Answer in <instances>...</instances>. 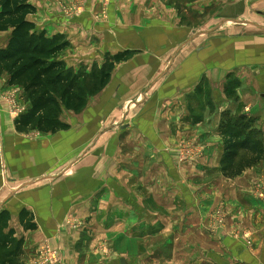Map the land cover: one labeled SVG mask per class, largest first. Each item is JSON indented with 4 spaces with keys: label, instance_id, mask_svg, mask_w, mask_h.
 <instances>
[{
    "label": "crops",
    "instance_id": "obj_1",
    "mask_svg": "<svg viewBox=\"0 0 264 264\" xmlns=\"http://www.w3.org/2000/svg\"><path fill=\"white\" fill-rule=\"evenodd\" d=\"M100 1L30 0L37 29L70 40L63 58L75 71L101 65L106 53L128 55L80 112L64 110L67 128L18 130L29 102L0 72V211L25 239L23 264L45 242L61 250L59 264H102L98 239L111 248L118 235L176 232L183 222L189 228L177 234H192V264H214L207 256L264 264L263 230L252 246L225 247L208 216L225 200L242 222L248 204L264 218V152L235 179L224 171L226 143L252 137L264 148V0H186L156 14L141 1L131 13L126 0H110L105 12ZM79 5L82 14L65 10ZM10 36L0 32V48ZM250 150L241 145L231 158ZM23 210L35 229L22 224ZM227 251L237 256L222 261Z\"/></svg>",
    "mask_w": 264,
    "mask_h": 264
},
{
    "label": "trees",
    "instance_id": "obj_2",
    "mask_svg": "<svg viewBox=\"0 0 264 264\" xmlns=\"http://www.w3.org/2000/svg\"><path fill=\"white\" fill-rule=\"evenodd\" d=\"M36 10L30 0H0V32L11 30L8 44L0 48V72L9 74L10 86L23 88L29 102L28 110L17 118L18 130L55 132L68 127L61 119L64 110L80 112L91 96L107 86L116 64L128 55L108 54L101 66L96 65L89 72L75 71L63 58L71 47L70 40L62 33L48 35L45 30H38L30 19ZM242 135L238 132L232 138ZM241 145L258 155L264 152L261 141L246 137L243 143H226L231 150L227 160ZM21 220L26 229L37 227L26 210L22 211ZM9 221L10 212L0 211V264H23L25 239L16 236Z\"/></svg>",
    "mask_w": 264,
    "mask_h": 264
},
{
    "label": "rangeland",
    "instance_id": "obj_3",
    "mask_svg": "<svg viewBox=\"0 0 264 264\" xmlns=\"http://www.w3.org/2000/svg\"><path fill=\"white\" fill-rule=\"evenodd\" d=\"M143 2L146 5V10H148L149 13L160 12L162 13V9H168L170 5H175V7H181L183 8L185 5L186 0H126L124 8L130 9L135 6L139 5V3ZM101 7L107 11L108 7L110 6V0H101ZM124 0H119L118 3H123ZM178 2V4H176ZM83 7L86 6H74V8L66 7L65 10H73L79 11L82 14L84 12ZM132 13V11H130ZM155 16V15H154ZM107 54V55H106ZM104 55V62L108 57V53ZM103 62V63H104ZM102 63V64H103ZM93 64L90 66L83 65L81 69H84V71H90L94 66H101L99 63H91ZM80 69V70H81ZM257 148V146H256ZM259 150V149H258ZM251 151V150H250ZM249 151V152H250ZM239 152V151H238ZM249 152H244L242 156L243 158H239L237 160H226V166L228 164V167L224 169L225 175L227 178L235 179L237 176L234 171L239 170L240 166L243 165H252L254 162H257L261 160L260 154H251ZM252 152V151H251ZM254 152V151H253ZM224 173V174H225ZM232 187V184H229V189ZM214 192H211L212 194ZM229 195V197L232 199V192H224ZM255 195L256 192H254ZM257 197H259L257 195ZM229 198V200H230ZM260 198V197H259ZM262 198V197H261ZM264 198V197H263ZM262 198V199H263ZM226 201H219L211 211V222L210 226L213 230H215V235L219 237V239H225L224 245L225 247L228 245L236 243L237 240H244L249 246H252L257 242L255 240L254 231L260 232L261 230L264 231V218L262 217L259 219V214L257 215L255 213V209L252 204L247 205V209L244 208L243 211L245 212V215H248V218L245 220V222H242L241 219L237 218L235 211L238 209L235 204L232 203H225ZM254 209V210H253ZM210 213V212H209ZM249 213L251 216L249 217ZM244 223V224H243ZM260 224L263 225V227H260ZM180 228L174 232L172 227L168 226L166 227L165 234H137V238H128V240H124L123 237L118 235L117 238H121L120 240H115L113 242L111 248V243H107L104 238H102V243H98L96 241V247L98 246L99 249H102V252L105 253L107 256L101 257V263L103 264H122L121 258H125L126 261L129 260L130 264H192V234H177L178 232L186 231L188 230L189 226L188 223L179 224ZM167 229L169 231L167 232ZM177 229V228H175ZM255 229V230H254ZM104 234H99V236H102ZM124 235V234H123ZM122 235V236H123ZM141 235H148L147 237H141ZM243 239H242V238ZM230 241V242H227ZM103 244L104 246H101ZM115 251V257H113L112 252ZM61 252V250H60ZM229 255V257H228ZM237 256V254H228V251L226 254L223 253V255H220L222 258V261L227 258H232ZM220 258V259H221ZM207 260L211 261L214 264H221L218 261H212L211 259L206 257ZM264 261V259L262 258ZM60 261H61V253H60Z\"/></svg>",
    "mask_w": 264,
    "mask_h": 264
},
{
    "label": "built area",
    "instance_id": "obj_4",
    "mask_svg": "<svg viewBox=\"0 0 264 264\" xmlns=\"http://www.w3.org/2000/svg\"><path fill=\"white\" fill-rule=\"evenodd\" d=\"M67 13H70L67 11ZM23 111V109H22ZM23 113V112H22ZM70 226L74 228H79L83 226L81 222H74L70 224ZM38 256L29 264H59L60 263V249L53 248L50 246L48 242H45L40 248L38 252Z\"/></svg>",
    "mask_w": 264,
    "mask_h": 264
},
{
    "label": "water",
    "instance_id": "obj_5",
    "mask_svg": "<svg viewBox=\"0 0 264 264\" xmlns=\"http://www.w3.org/2000/svg\"><path fill=\"white\" fill-rule=\"evenodd\" d=\"M120 260H121V263H122V264H127V261H126L125 258H121Z\"/></svg>",
    "mask_w": 264,
    "mask_h": 264
}]
</instances>
